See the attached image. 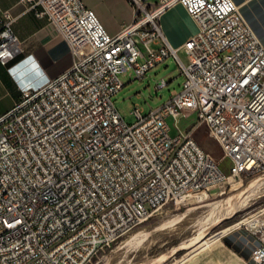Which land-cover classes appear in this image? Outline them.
I'll return each instance as SVG.
<instances>
[{"label":"built area","instance_id":"built-area-1","mask_svg":"<svg viewBox=\"0 0 264 264\" xmlns=\"http://www.w3.org/2000/svg\"><path fill=\"white\" fill-rule=\"evenodd\" d=\"M24 2L48 16L73 59L0 115V264H87L168 201L225 180L169 117L193 112L231 177L264 169V45L234 0H127L132 19L115 34L83 0ZM176 3L197 24L180 48L159 25ZM15 18L0 14L2 65L21 51ZM169 56L184 75L180 91L146 115L134 106L126 123L112 101L121 74L142 77ZM250 232L249 264H264V231Z\"/></svg>","mask_w":264,"mask_h":264},{"label":"rangeland","instance_id":"rangeland-1","mask_svg":"<svg viewBox=\"0 0 264 264\" xmlns=\"http://www.w3.org/2000/svg\"><path fill=\"white\" fill-rule=\"evenodd\" d=\"M102 1L107 4L106 17L109 23H119L120 20L131 14L127 0ZM96 14L104 25L101 17L97 12ZM104 27L106 28L105 25ZM106 30L108 31L107 28ZM181 57L184 58L182 53ZM162 78L167 84L159 87L157 84ZM121 79L124 86L113 96L112 101L125 122L133 124L136 121V117L132 113L134 106L140 107L143 115L161 106L180 91L184 75L177 59L169 56L149 69L142 77L135 76L130 70L121 74ZM15 99L14 94L6 93L0 88V111L12 104ZM168 122L172 133L191 132L197 143L220 163L227 178L206 190L208 198L205 202L196 200V193L185 194L187 198L182 201H180L181 197L168 201L144 221L125 231L113 245L98 251L87 264H151L165 254L168 256L164 263L159 261L152 264H170L178 257L187 255L191 248L190 243L203 233L207 232L205 234L207 236L218 233L239 219L264 208V195L259 196L264 191V182L254 187L247 186L248 181L253 177L262 176L264 178V169L248 176L231 177L229 175L230 159L224 156L221 146L209 135L205 124H200L194 129L197 120L193 112L178 118L169 117ZM232 195H235V204L242 202L241 207L235 212H233L232 206L212 207L205 204ZM223 215L227 218L213 225L212 222L216 220L217 216ZM234 228L250 231L245 225L235 226L231 229ZM178 245H185L187 248L183 246L172 252L173 248Z\"/></svg>","mask_w":264,"mask_h":264},{"label":"crops","instance_id":"crops-1","mask_svg":"<svg viewBox=\"0 0 264 264\" xmlns=\"http://www.w3.org/2000/svg\"><path fill=\"white\" fill-rule=\"evenodd\" d=\"M101 17L111 34L117 33L123 24L132 19V12L119 23H109L107 4L102 0H83ZM257 38L264 45V0H234ZM10 11L16 16L12 28L21 51L7 65L0 64V88L15 95L10 109L24 90L35 89L68 68L72 62L70 47L63 35L54 31L48 16L38 17L24 0H0V14ZM161 31L175 48L197 32L195 20L185 7L176 3L159 17ZM257 240L250 231L231 229L221 233L210 244L195 248L186 256H180L170 264H249L252 248ZM186 257V258H185ZM167 259V258H166ZM165 260H162L164 263Z\"/></svg>","mask_w":264,"mask_h":264},{"label":"bare ground","instance_id":"bare-ground-1","mask_svg":"<svg viewBox=\"0 0 264 264\" xmlns=\"http://www.w3.org/2000/svg\"><path fill=\"white\" fill-rule=\"evenodd\" d=\"M263 182H264V178L262 176H256V177L251 178L248 181L247 186H250V187L253 186L254 187V186H258V185L262 184ZM246 190H248V189H246ZM262 195H264V191L259 194V196H262ZM185 198H187V195H182L181 198H180V201L184 200ZM195 198L199 202H205L207 200V198H208V193L206 191H200V192L196 193ZM234 199H235V195H232V196H229V197H227L225 199H219V200L207 202L205 204L207 206H212V207H214V206H232V208L234 209L233 212H235L236 210H238L241 207L240 205H242V202L241 203H238V204H235L234 203ZM218 208H220V207H218ZM219 212H220V210H219ZM223 213H224V209H223ZM225 218H227V216H224V215L223 216H219V217L217 216L216 220H214V222H212V223H213V225H216V224H218L219 222H221ZM263 219H264V208L258 210L257 212H255V213H253V214H251V215H249L247 217H244V218L239 219L238 221L234 222L233 224H231V225L223 228L218 233H215L213 235L207 236V235H205V234H207V232H205L202 235H200L199 237H197L196 239H194L190 243V245H191L190 247L191 248H190V251L189 252L193 251L195 248L202 247V246H206V245L210 244L211 242H213L218 237V235H220L221 233L227 232L229 229H231V228H233L235 226L245 225V227H247L249 230H252V231H256V232L257 231H264V220ZM133 237H135V236L133 235ZM183 246H185V245H183ZM183 246L182 245H178V246L174 247L173 250H172V252H174L175 250H177V249H179V248H181ZM167 256H168V254H165L163 256H160L156 260H154L153 262H159V261L165 260L167 258ZM181 257L179 258V260H181ZM144 264H147V263H144Z\"/></svg>","mask_w":264,"mask_h":264}]
</instances>
